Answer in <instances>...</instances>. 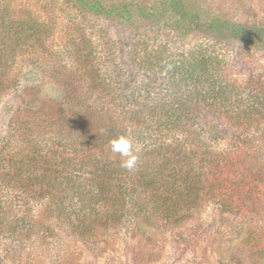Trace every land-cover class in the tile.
<instances>
[{
    "label": "trees",
    "instance_id": "1",
    "mask_svg": "<svg viewBox=\"0 0 264 264\" xmlns=\"http://www.w3.org/2000/svg\"><path fill=\"white\" fill-rule=\"evenodd\" d=\"M156 5L0 0V102L14 83L15 65L51 54L47 44L61 30L58 12L64 9V17L81 13L64 28L84 63L83 72L72 73L96 91L93 102L73 107L74 116L88 115L96 123L60 132L47 152L27 138L28 114L18 115L22 127L0 138V225L33 217L37 204L43 215L52 207L58 217L75 222L78 236L92 242L98 232L122 227L126 216L188 220L200 203L221 205L230 215L244 214L250 202L263 208L264 24L223 19L194 0ZM93 19L139 30L143 38L129 47L131 61L149 83L124 85L123 70L113 61L115 26L95 43ZM238 50L251 54L246 59ZM94 110L108 113V119L95 117ZM207 116L226 126L213 143L202 136ZM120 135L131 137L139 149L134 171L121 167V157L111 151L110 140Z\"/></svg>",
    "mask_w": 264,
    "mask_h": 264
},
{
    "label": "rangeland",
    "instance_id": "2",
    "mask_svg": "<svg viewBox=\"0 0 264 264\" xmlns=\"http://www.w3.org/2000/svg\"><path fill=\"white\" fill-rule=\"evenodd\" d=\"M128 1L151 8L163 0ZM194 1L201 2L212 15L223 19L246 26L264 24V0ZM73 12V16L81 15L78 10ZM58 13L62 15L59 18L61 30L48 41L51 54H45L37 63L27 61L15 65L14 83L0 102V138L5 139L9 133L17 131L18 126L22 127L18 115L28 114L27 138L44 152L50 149V141L60 132L86 130L89 123H96L90 122L88 115L74 116L78 109L73 110V107L80 108L81 100L93 102L96 91L90 82L72 73L75 68L83 72L84 63L76 58V43L66 40L64 28L73 16L64 17L65 9ZM112 26H115L112 33L117 40L113 61L123 70L124 85L134 87L136 82L149 83L148 75L144 77L131 61L129 47L132 45L133 50L143 38L139 37V30L123 31L116 22L109 24L93 19L91 28L98 34L95 43L101 42L104 32L110 31ZM172 39L169 37L167 41ZM238 52L246 59L251 54L249 50ZM37 110L46 112L47 116L39 118ZM94 116L106 117L105 121L109 114L94 110ZM204 119L200 126L204 130L202 136L213 143L217 134H224L226 126L213 116ZM120 121L127 124L124 117H120ZM16 139L27 143L20 136ZM250 203L244 214L231 215L226 214L221 205L209 204L203 208L200 203V210L192 218L180 221L163 217L131 220L126 216L121 221L122 227L118 225L113 230L98 232L89 240L92 242L85 240L90 238L88 236H78L81 232L75 222L58 217L52 207H47V215H43L45 211L35 204L33 217L17 220L12 225H0V264H264V206L260 208L257 202Z\"/></svg>",
    "mask_w": 264,
    "mask_h": 264
},
{
    "label": "clouds",
    "instance_id": "3",
    "mask_svg": "<svg viewBox=\"0 0 264 264\" xmlns=\"http://www.w3.org/2000/svg\"><path fill=\"white\" fill-rule=\"evenodd\" d=\"M110 148L114 154H118L121 157V167L128 171H134L137 168L139 149L131 137L120 135L110 140Z\"/></svg>",
    "mask_w": 264,
    "mask_h": 264
}]
</instances>
